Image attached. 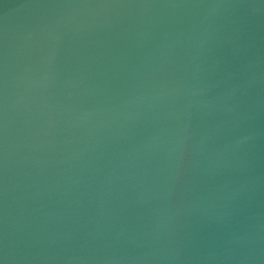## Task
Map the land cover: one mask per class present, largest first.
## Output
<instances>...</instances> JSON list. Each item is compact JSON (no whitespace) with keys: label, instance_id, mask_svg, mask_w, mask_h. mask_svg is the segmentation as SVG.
Masks as SVG:
<instances>
[{"label":"water","instance_id":"obj_1","mask_svg":"<svg viewBox=\"0 0 264 264\" xmlns=\"http://www.w3.org/2000/svg\"><path fill=\"white\" fill-rule=\"evenodd\" d=\"M0 264H264V0H0Z\"/></svg>","mask_w":264,"mask_h":264}]
</instances>
